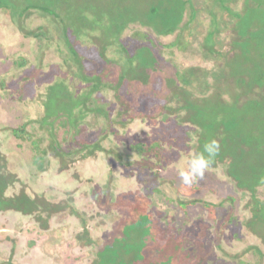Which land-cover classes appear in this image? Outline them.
Wrapping results in <instances>:
<instances>
[{"label":"rangeland","instance_id":"obj_1","mask_svg":"<svg viewBox=\"0 0 264 264\" xmlns=\"http://www.w3.org/2000/svg\"><path fill=\"white\" fill-rule=\"evenodd\" d=\"M197 1L199 2L196 5L197 9L208 8L209 10L203 11L192 20L187 15L184 23L181 24L182 31L179 30L166 37L157 35L150 27L141 26L139 23L120 25L121 23L113 21L117 13L112 5L102 21L92 22L89 18L83 20L82 24L88 26L86 30L91 34L83 37L72 34L70 40L83 57L84 67L81 73V69L74 66L68 68L64 63V58L67 56L64 40L53 38L50 45L45 48L46 50L41 49L42 42L20 33L9 13L0 10V150L9 160V167L13 174L18 175L21 180V184H15L12 172L10 177H4L3 184L13 185V190L10 188L6 195L20 194L24 191L30 197L44 194L46 199L48 198L47 201L55 205L62 206L65 202H69L87 218V226L93 238L106 239L109 245L117 240L120 236L119 232H122L123 222L121 220L131 219L129 224H135L137 218L131 212L129 213L126 204L123 207L120 203L118 208L112 210L117 216L114 227L113 221L111 222L108 218L109 209H104L102 204H98L97 199H100L98 197L103 198L102 194H105L107 189L110 190V195L113 193L112 190L115 191L116 198L121 194L125 199L136 201L135 197L142 195L152 201L149 202L148 211L161 225L158 229L154 227V233L162 239L161 241L167 243L166 246L160 244L159 247H155L161 252V257L176 255L175 252L181 247L178 244L179 241L171 240L170 237L177 238L179 235L183 237L187 235L189 242L199 236L200 239L197 240L199 259L204 258L203 260H207L208 264H221L219 258L225 259L226 263L222 262V264H241L237 259L238 255L248 264H264V227L262 226L264 222L257 225L258 219L253 216L255 213V201L253 200H259L260 206L264 203V183L252 186L254 195L252 199V194L246 190L247 188L240 187L239 182L236 183L233 180L234 178L228 172V163L225 162L211 166L202 180L190 186L194 188L191 194H183L181 190L187 185L182 183L179 172L182 169L186 170L194 157L191 155L194 152L191 147L194 148L195 134L191 137V133L199 127L195 121H190L193 126L189 122L182 121L186 114V109L182 107H179L178 113L170 114V119L167 120L163 118L164 114L160 113L163 107L170 106L173 111L180 104L181 101L172 98L165 99L161 94L163 87L167 85L165 89L168 94V90L170 92L171 87L176 83L168 79L167 83L163 84L161 79L154 76L153 66L147 68L149 70L147 83L151 89L147 86L140 89L137 87L139 84L134 85L129 79L119 83L114 82L112 74L116 72L111 73L113 63L124 64L126 59L134 58L138 51L145 49L144 47L152 48L154 58L158 57L169 68L175 67L185 71L193 67L211 69L215 63L214 60L209 61L205 58L207 53L204 39L211 29L213 14H216V18L220 16L226 27L229 14L222 13L220 8H216L217 12L213 13L215 11L210 8L216 6L213 0ZM243 2L244 0H232L228 5L231 9H241ZM133 3L138 9H143L142 0H134ZM24 23L31 29H37L40 25L46 24L45 20L34 13ZM92 36L93 40L89 41ZM227 36H229V30L224 32L220 38L222 40ZM176 40H180L179 47L170 46ZM229 48L226 60L216 59L215 62L217 61L216 63L220 64L223 71L229 75L233 73L232 80L236 79L235 84L221 80L216 84L217 87L214 86L209 91L208 95L218 93L216 89L218 86L223 92L221 95L223 100H228L233 92L239 93L238 107L240 109L243 100L253 99L257 94L251 92L253 88L250 87L248 96L244 97L242 84L250 81L252 77L257 79L256 77L264 74V37L258 42L255 41L253 47L249 48L245 54L235 52L236 48L232 50ZM20 57L27 60L23 68H18L15 64L16 58ZM158 67H162V64ZM201 68L197 73H201L203 70ZM84 69L86 76L94 78L87 84L75 78L77 72L79 75H85ZM106 77L117 88L94 93V98L100 101V106L106 105L110 118L108 117L109 119L104 123L103 118L105 117L97 118L94 114L88 117L89 137L92 142L101 141L104 148L119 150L122 154H128L134 159L137 153L132 148L133 145L156 143L158 150L161 151L160 156H153L155 160L144 156L142 159H136L139 163L146 165L141 168L121 169L113 157H110L112 165L107 166L104 161L101 160V163L91 160L87 155L82 163L77 162L73 164V167H66L63 173L60 170L53 171L52 168H56V165L52 166L50 169L52 171L47 173L40 174L37 169L33 170L29 165L31 161L33 162L31 144L16 139L12 134L3 130L27 125V130H30L29 122L37 118L34 116V109L41 113L43 107H56L57 99L47 89L57 81L65 84L56 86L59 94L68 91L77 95L84 94L83 88L94 85L97 79H104L102 82L106 83ZM208 79L212 82L211 78ZM202 81H194V86H198ZM209 85L213 84L209 83ZM259 85L260 95L264 94V88L261 90L264 84ZM177 86L187 88L183 82H179ZM118 88L119 95L121 94L124 100L120 102L125 103L124 106H130L126 118L123 117V121L119 119L124 127L120 130L114 128L116 124L112 121L122 105L120 103L117 105L115 102L117 98H114V91L116 92ZM148 89L149 92L146 93ZM237 111L240 113V110L237 109ZM222 116L220 113L219 117ZM109 123H112L111 136L103 137L107 130H111L106 128ZM65 129L61 124L58 125L59 138L62 137ZM68 142L71 141L68 140ZM63 145L66 146V143ZM111 170H114V181L109 189V178L105 174ZM125 174H129V177ZM121 175L123 178L120 177ZM149 175L152 177L153 184L159 183V188L162 190L161 195L152 193L154 192L153 187L145 185V179ZM97 191L100 192L96 198L94 195ZM175 199L179 202H197L198 204L188 207V213L183 214V210L172 202ZM5 200L6 198L1 205L9 203ZM121 201L122 199L116 205ZM203 202L209 206H204ZM19 206L25 211H31L32 207L28 203L19 204ZM64 209L53 219L49 218L50 220L47 221L49 230L43 234L38 231V228L45 226V221H39L42 217H37L38 220L34 216L30 218L27 217L28 215L12 211L1 212L0 231L7 230L5 234L10 238L3 240L6 235L0 233V264H88L93 257L92 252L95 246H81V242L77 239V236L84 232L81 219L68 216V212H64L67 209ZM262 214L264 215V212ZM225 223L227 225L224 230ZM248 223L252 231L247 226ZM112 234L113 237L109 239ZM29 241H36V246L31 247ZM189 244L184 246L183 257L188 256V260H191L190 264H203L200 260H193L197 253L193 248L194 244ZM143 259H138L139 264H145Z\"/></svg>","mask_w":264,"mask_h":264},{"label":"trees","instance_id":"obj_2","mask_svg":"<svg viewBox=\"0 0 264 264\" xmlns=\"http://www.w3.org/2000/svg\"><path fill=\"white\" fill-rule=\"evenodd\" d=\"M133 1L0 0V10L9 13L20 33L24 34L26 37H31L42 42L41 49L47 48L53 38L55 40H57L56 38L64 40L67 52L64 63L68 68L74 66L79 70L81 69L80 73L82 72V67H84L82 62L83 57L70 41L71 35H78L77 37L89 36L91 33L86 30L88 26L82 24L84 22L83 20L89 18L92 22L95 20L102 21L104 16L107 15L111 5L116 8L117 13L113 21L121 23L120 25L139 23L141 26L150 27L157 35L164 37L171 36L179 30L182 31L183 26H181V24L184 23L187 15L189 19L192 20L196 19L203 11L207 12L209 10L208 8L204 10L197 9L196 5L199 4L197 0H142L143 9H138ZM230 1L232 0H213L216 6L210 7L213 11H215L216 8H220L222 13L227 12L229 14L227 27L223 25L225 22L220 16L216 18V14H213L211 29L204 39V46L206 47L207 53L205 58L209 61L214 60L215 63L211 69H207L209 67H193L185 71L178 70L175 67L169 68L166 63L159 60L158 57L154 58L152 48L144 47L145 49L140 52L138 51L134 58H130L129 60L126 59L124 64L119 65V62L113 63L111 65V73L116 72L112 74L114 82L119 83L129 79L131 83L133 82L132 84H139L137 87L142 89L144 86L149 87L147 83V73L149 70H147V68L153 66L155 68L153 72L154 76L161 79L163 84H166L168 79L171 82H175L176 85L171 87L170 92L168 90V94L167 89H165L167 85L162 88V93H160L165 99L172 98L173 100L175 99L181 102L173 111L170 106L163 107L160 112L164 114L163 118L167 120L170 114L178 113L177 110H179V107L186 109V114L183 116L182 121L189 122L192 124L191 126H193V123L190 121H195L199 127L191 133V137L195 134L194 148L191 147L194 152L191 155L195 156L203 152L205 142L212 139L218 140L220 143V152L215 158L213 165L227 162L228 172L234 178L233 180L236 183L238 181L240 187L247 188L246 190L252 194L253 199L252 186L264 183V94L260 95L259 91V84H264V74L260 77H256L257 79L252 77L250 81H246L242 84L244 97L248 96V91L251 88H253L251 92L257 94L253 99L249 98L246 101L243 100L240 109L238 107L240 101L239 93H231V91L228 90V92L231 93L228 100L222 99L221 95L223 92L220 90L219 86L216 88L219 91L218 93H213L212 95H208V93L214 86L217 87L216 84L220 83L221 80H226L224 82H231L234 84L236 80L235 78L232 80L234 77L233 73L229 75L227 72L223 71L220 64H217V61L215 62L216 59L225 61L226 56H228L227 49L229 47V50L236 48L235 52L245 54L249 51V48L253 47L255 41L258 42L263 39L264 0H244L241 9H231L228 5ZM216 12L217 11L213 13ZM33 13L45 20L46 24L40 25L37 29L28 27L24 22H26ZM229 23H231V25H229ZM255 24L256 26H254ZM82 25H84V29L81 28ZM227 30H229V36L221 40L220 36ZM93 38L92 36L89 41L93 40ZM179 45L180 40H176L170 46L179 47ZM45 50L41 51L44 52ZM26 63L27 60L25 58L20 57L15 60V64L18 68L25 67ZM159 64H162V67H158ZM199 68L203 69L201 73H197ZM118 70L119 72H117ZM73 74L75 76L74 71ZM84 74L85 75H79L77 72L75 78L80 79L84 84L94 80V78L86 76L85 69ZM208 78H211L212 82H209ZM103 80L97 79V82L95 84L93 83L94 85L88 88L86 87L85 89L83 88L84 94L77 95L71 94L68 91L59 94L57 92L58 90H56V86L59 87V85L65 84L62 81H57L47 89L51 95L56 97V107H43L41 113H38L40 111H35L34 109V116H37V118L32 120L33 122H29L30 130H27L28 125L3 130L4 132L6 131L12 134L16 139L31 144L33 162L31 161L29 165L33 170L37 169L40 174L47 173L48 171H52L50 170L52 166L56 165V168H52L53 171L60 170L63 173V169L66 167H73V164L77 162L82 163L87 155L91 160L93 159L101 163L104 161L107 166L112 163L110 162V157H113V160L116 161L114 162L117 163L121 169H127L129 167L141 168V166L146 165L144 163H139L136 159H142V156H144L155 160L153 156H160L161 151L158 150L156 143L150 145L147 143H137L133 145L132 148L137 153V157L134 159L128 154H122L119 150L109 149L107 147L104 148L101 141L92 142V139L89 137L90 129L88 117L91 114H94L97 118L105 117L103 118L104 123L110 118L106 105L103 104V106H100V101L94 98V93L97 91H109L110 88H117L107 77L106 83H103ZM194 81L202 82L198 86H194ZM179 82H183L185 87L189 89L177 86ZM209 83L213 85H209ZM263 88L264 86L262 85L261 90H263ZM140 89H136V91H140ZM149 89H151V87H149ZM149 89L146 93L149 92ZM120 95L118 88L116 92L114 91V98H117L115 100L117 105L118 103L122 105L119 107L120 109L118 108L119 111L112 120L115 121L116 124L114 128L119 130L124 128L121 122L124 119L123 117L126 118V113H129L130 109V106H124L125 103L120 102L124 101L123 97ZM237 109L240 110V113ZM220 113L223 115L221 118L219 117ZM189 118L191 119L188 120ZM119 119L122 121L120 122ZM60 124L62 127L66 128L61 137L62 140L57 133L58 125ZM111 124L112 123L106 125V128L111 129ZM112 131V129L110 131L107 130L106 134H103V137L111 136L110 134ZM68 140L71 142H68ZM63 143H66V146L63 145ZM113 171L114 170L108 171L105 174V176L107 175L106 177L109 178V189L111 183L114 181ZM11 172L9 160H7L6 156H4L0 150V213L12 211L14 213L28 215L27 217L30 218L33 216L34 218L42 217L41 220L37 219L40 222L45 221V226H42L41 229L38 228L40 234H43L49 230V226L47 225V223H49L47 221L50 220L49 218L52 217L53 219L55 216L59 215L62 209L66 208L67 210L64 211V209L63 211L65 213L68 212V216L70 217L76 216L80 218L84 226L83 231L86 232L85 235L84 232H81V234L77 236V239L81 242V246H95L92 252L93 257L88 264H139L138 259L140 258H144L145 264L148 262L150 264H190L189 262H191V260H188V256L183 257L185 254L184 246L186 247L189 243L194 244L193 248L196 249L197 253V256L194 257L193 260H200L201 263L208 264V262H206L207 260H203L204 258L199 259V244L197 243V240L200 239L199 236L195 239H191L190 242L188 241L187 235L185 237L179 235L177 238L170 237L171 240L176 239L177 242L179 241L178 244L181 245L180 249H177L175 252L176 255L174 254L171 257L163 258L160 256L161 252L155 247H159L160 244L166 246L167 243L166 241H161L162 239L158 238L159 236L154 233L155 228H161V225L158 224L154 215L148 211L149 202H152L150 198L138 195L135 197V201L129 200V198L125 199L121 194H119L121 196L118 195L116 198L114 194L115 191L112 190L113 193L110 195V190L108 189L105 194H102L103 198L98 197L100 198L97 199L98 204H102V206L105 207L104 209H109L107 214L110 216L108 218L111 222L113 221L114 227L116 226L117 216L112 210L118 208L120 203L123 207L126 204L129 213L131 212V214L137 218V223L135 224H129L131 219L125 218L121 220V222H123V227L121 228L122 232H119V238L109 245V241L106 239L93 238L91 230L87 226V218L83 214H80L69 202H65V204L62 205L64 208H62L60 204L55 205L47 201L48 198L46 199L44 194H36L30 197L28 193L23 191V193L20 194L6 195L10 188L13 190V185L3 184L2 180L4 177H10L12 174L14 175L13 182H15V184H21L19 176ZM125 176L129 177V174H125ZM120 177L123 178L122 175ZM144 183L146 186L153 187L154 192L152 193L158 195L162 194L159 183L153 184L151 175L145 179ZM193 189V187L185 186L181 191L183 194H191ZM99 192L97 191L94 197L97 198ZM5 198V202L8 201L9 203L7 202L8 204L1 205ZM120 199H122V201L116 205ZM253 201H255V213L253 216L258 219V223H254L260 225V222H264V215L262 214L264 212V203L262 202L263 205L260 206L259 200L254 199ZM172 202L183 210V214L188 213V207L198 204L197 202H179L176 199ZM27 203L29 206H32L31 211H25L19 206V204L26 205ZM204 206H206V204ZM208 206L209 204H207L206 207ZM58 208L60 211H56ZM34 221L36 223V220ZM249 224L250 223H248L247 226L252 231ZM36 225L38 226V224ZM226 225V223L223 225L224 230ZM126 226H128V228ZM262 226L264 227V223H262ZM6 231L7 230L2 229V231H0L1 235H6ZM180 236L181 238H179ZM112 237L113 234L109 236V239ZM9 238L10 237L6 235L3 240ZM36 244V241H29L31 247H35ZM142 254L144 257H142ZM219 259V263H226L225 259ZM237 259L240 260L241 264H248L246 261L242 260L243 258H241L240 255L237 256Z\"/></svg>","mask_w":264,"mask_h":264},{"label":"clouds","instance_id":"obj_3","mask_svg":"<svg viewBox=\"0 0 264 264\" xmlns=\"http://www.w3.org/2000/svg\"><path fill=\"white\" fill-rule=\"evenodd\" d=\"M220 143L216 139L205 142L203 146V152L195 155L188 168L182 169L179 172V176L184 185L191 186L198 180H202L205 177V173L211 168L215 162V158L219 155Z\"/></svg>","mask_w":264,"mask_h":264}]
</instances>
